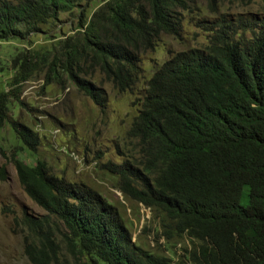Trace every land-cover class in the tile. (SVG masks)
Instances as JSON below:
<instances>
[{
	"label": "trees",
	"instance_id": "16d2710c",
	"mask_svg": "<svg viewBox=\"0 0 264 264\" xmlns=\"http://www.w3.org/2000/svg\"><path fill=\"white\" fill-rule=\"evenodd\" d=\"M95 1L100 6L87 16L82 4L90 9ZM191 6L192 0H0V42L25 39L81 9L74 36L50 53L14 59L11 90L0 92V128L10 122L24 146L37 151L39 135L11 122L17 100L10 96L45 67V85L65 84L66 77L101 110L106 91L87 78L97 71L134 94L142 55L163 34L181 38ZM203 26L212 34L205 48L170 53L147 80L126 134V158L100 165L125 197L157 214L166 239L185 236L197 246L176 261L142 249L99 192L54 175L45 161L31 166L14 154L21 185L46 212L22 218L32 264H68L70 257L79 264H264V18L242 30L224 20ZM0 175L6 178L5 169Z\"/></svg>",
	"mask_w": 264,
	"mask_h": 264
},
{
	"label": "rangeland",
	"instance_id": "374dc122",
	"mask_svg": "<svg viewBox=\"0 0 264 264\" xmlns=\"http://www.w3.org/2000/svg\"><path fill=\"white\" fill-rule=\"evenodd\" d=\"M214 2V3H213ZM85 4V3H84ZM91 16L101 1L90 9ZM214 5V13L212 7ZM81 9L62 13L54 24L25 39L0 42V92L10 91L18 67L14 59L33 50L50 53L59 41L74 36L80 21ZM182 37L163 34L155 50L142 55L144 73L134 94L120 92L106 82L97 71L87 76L102 86L107 95V107L101 110L75 84L64 77L65 84H44L47 68L36 73L21 86L17 94L11 91L10 119L35 131L41 140L36 152L28 150L10 122L0 128V264H32L25 254V229L22 218L28 213L36 218L46 215L25 192L11 159L14 154L28 165L45 161L52 173L70 182L83 183L96 190L115 206L132 234V240L142 249L159 256L179 260L193 251L198 242L187 237L163 236L161 220L155 212L125 197L118 189V179L101 170L107 162L121 163L131 147L127 131L138 114L147 89V80L172 55L190 49L205 48L212 34L210 27L224 20L232 27L244 29L253 19L264 18V0H192L191 10L183 13ZM247 36H250L248 32ZM53 51L49 61L53 59ZM61 71V70H60ZM65 75V74H64ZM139 99V100H137ZM122 151V152H119ZM56 228V225H53ZM68 264H79L69 258ZM82 264V263H80Z\"/></svg>",
	"mask_w": 264,
	"mask_h": 264
}]
</instances>
